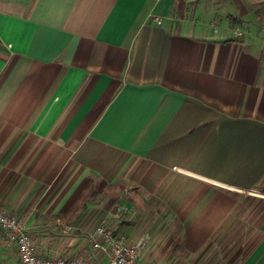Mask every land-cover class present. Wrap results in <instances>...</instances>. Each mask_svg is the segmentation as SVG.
<instances>
[{
  "label": "crops",
  "instance_id": "0c3cea01",
  "mask_svg": "<svg viewBox=\"0 0 264 264\" xmlns=\"http://www.w3.org/2000/svg\"><path fill=\"white\" fill-rule=\"evenodd\" d=\"M0 210L42 256L103 221L141 264H264V0H0Z\"/></svg>",
  "mask_w": 264,
  "mask_h": 264
},
{
  "label": "built area",
  "instance_id": "2783aa9c",
  "mask_svg": "<svg viewBox=\"0 0 264 264\" xmlns=\"http://www.w3.org/2000/svg\"><path fill=\"white\" fill-rule=\"evenodd\" d=\"M161 22L157 19L158 24ZM236 34L242 35L239 31H236ZM66 230L71 231L72 227L68 226ZM0 231L6 245L15 247L17 264H88L83 256L76 254L40 255L26 222L4 210H0ZM92 238L93 249L106 258L107 264H141L140 254L150 239L149 235L144 234L129 242L124 235L114 233L103 221L96 226Z\"/></svg>",
  "mask_w": 264,
  "mask_h": 264
},
{
  "label": "rangeland",
  "instance_id": "374dc122",
  "mask_svg": "<svg viewBox=\"0 0 264 264\" xmlns=\"http://www.w3.org/2000/svg\"><path fill=\"white\" fill-rule=\"evenodd\" d=\"M116 186L117 185H112V188H114V190H115V189H117ZM104 187H107L106 189H111V185L110 186L104 185V183L98 182V190H97V194H96V201H97L96 213L99 214L98 217L101 216V213H103L105 211H109L110 213L114 212L115 214L120 215L121 218H119L118 220L125 219V221H131V217L132 216L135 217L133 209L130 207V204H129V202H130L129 200L131 199V197H130L131 195L129 194V196H128L126 193H124L122 195H118L117 199L112 200L111 198L110 199L108 198V199H105L104 201H102L105 198L104 192H103L105 190ZM118 194H120V192ZM92 202L93 201H91V203ZM143 207H144L145 211H147L151 208L148 206H143ZM106 225L108 226V228L113 230V227H111V225H108V223H106ZM115 233L121 234V233H117V232H115ZM31 234H34L37 236V234L40 235L41 233H31ZM42 234H44V235L48 236L50 239H52V241H54L53 243H55V244L60 243L61 244V246L58 248L55 246L54 251H52V255L72 254L78 248L77 246L79 244L80 239H81L80 245L83 246L85 244V247L87 250V249H89L88 248L89 244H92V240H93V238H92L93 233H42ZM63 243H65L67 245L66 246L67 248H65V249H64V247L62 248ZM88 253H89V257H90V261H89L90 264H101L104 261L103 256L99 255L100 254L99 252L97 253L91 249L90 252H88Z\"/></svg>",
  "mask_w": 264,
  "mask_h": 264
}]
</instances>
